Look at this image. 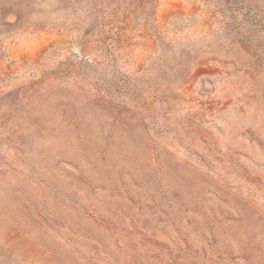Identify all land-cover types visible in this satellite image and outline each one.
I'll return each instance as SVG.
<instances>
[{
  "label": "rangeland",
  "instance_id": "374dc122",
  "mask_svg": "<svg viewBox=\"0 0 264 264\" xmlns=\"http://www.w3.org/2000/svg\"><path fill=\"white\" fill-rule=\"evenodd\" d=\"M3 5L0 264H264V0Z\"/></svg>",
  "mask_w": 264,
  "mask_h": 264
},
{
  "label": "trees",
  "instance_id": "16d2710c",
  "mask_svg": "<svg viewBox=\"0 0 264 264\" xmlns=\"http://www.w3.org/2000/svg\"><path fill=\"white\" fill-rule=\"evenodd\" d=\"M5 6L3 5V7L2 8H0V16H1V26H5L6 25V23H5V13L3 12V8H4ZM6 8V7H5ZM88 31V30H87Z\"/></svg>",
  "mask_w": 264,
  "mask_h": 264
}]
</instances>
